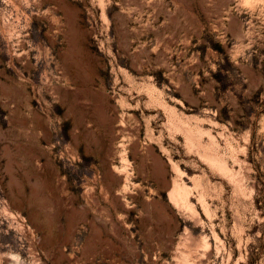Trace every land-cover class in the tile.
<instances>
[{"label": "rangeland", "instance_id": "rangeland-1", "mask_svg": "<svg viewBox=\"0 0 264 264\" xmlns=\"http://www.w3.org/2000/svg\"><path fill=\"white\" fill-rule=\"evenodd\" d=\"M1 40L61 88L93 68L83 108L130 136L131 183L79 208L73 185L67 224L55 206L48 222L3 210L0 264H95L85 230L126 233L112 264H264V0H0ZM114 105L128 115L112 128Z\"/></svg>", "mask_w": 264, "mask_h": 264}, {"label": "crops", "instance_id": "crops-1", "mask_svg": "<svg viewBox=\"0 0 264 264\" xmlns=\"http://www.w3.org/2000/svg\"><path fill=\"white\" fill-rule=\"evenodd\" d=\"M1 41L0 45H5ZM75 44L69 42L70 46ZM20 54H0V216L5 210L6 215L20 216L27 223L48 222L50 219L43 216L51 215L55 206L59 218L54 221L67 224L73 185L76 199L82 200L77 204L79 208L88 201L101 206L111 190L114 193L131 183L126 167L129 153L116 146L131 142V138L125 133H101L100 128H94L99 116L85 114L83 104L91 101L87 96L100 91L93 88V68L85 80L80 75L67 74L71 86L61 88L45 62ZM74 68L78 71L80 66ZM126 115L124 108L116 106L103 117H110L109 127L115 128ZM90 127L93 132L89 134ZM123 213L115 205L107 207V221L115 224L117 215ZM123 234L126 235L120 231L85 230L76 237L97 240L94 254L99 261L95 264H112L105 255L115 254L119 247L113 240L126 238ZM66 235V231H40L37 237L62 239ZM65 250L55 247L54 254L61 255Z\"/></svg>", "mask_w": 264, "mask_h": 264}]
</instances>
